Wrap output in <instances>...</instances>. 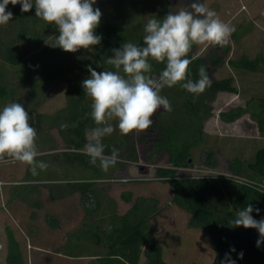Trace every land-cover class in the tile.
<instances>
[{"label":"trees","instance_id":"1","mask_svg":"<svg viewBox=\"0 0 264 264\" xmlns=\"http://www.w3.org/2000/svg\"><path fill=\"white\" fill-rule=\"evenodd\" d=\"M2 2V0H0ZM7 11L13 13L12 20L0 25V110L11 102L22 104L29 116L30 123L39 133L40 121L35 116L36 108L47 93L60 82H65L66 104L53 116H45L42 124L57 130L63 141L65 151L61 154L65 162L77 164L83 171H90L92 177L103 175L99 161L92 165L90 157L82 151L87 143L86 131L95 127L91 118V99L85 94L82 81L90 77L88 66L97 72L113 70L106 60L113 55L112 49H119L125 42L142 45L143 32L131 18L127 23L123 18L113 17L100 20L95 34L102 37L101 43L90 49H80L75 53L65 52L54 47L59 35L54 24H47L35 16V5L29 12H21V4L9 3ZM188 78L199 79L198 70L204 66L212 84L201 94H192L183 88L182 108L189 120L188 142H178L173 129L159 131L158 140L153 143L157 152L165 151L171 167L158 168L156 176L164 178L172 189L171 203L189 214V225L200 229L207 236L214 258L211 264H264V242L257 247L259 233L256 229L235 227L231 221L236 212L251 204L259 208L252 215L256 220L264 219V144L259 147L250 161L238 157L227 160L225 170L232 176L243 180L242 183L230 179L217 181L211 178H181L178 168L191 166L190 149L202 139L203 128L212 116L211 104L220 92L235 93L232 77L214 79L212 69L221 64V60L211 56L201 58L188 57ZM153 76H158L165 67L163 63L151 61ZM233 67L250 71L257 68L258 60L242 57L238 62L228 61ZM252 102V101H251ZM246 103L219 113L221 121L231 123L248 114L256 121L259 133H264V117L252 115ZM260 113H264V104ZM261 116V115H260ZM42 119V118H40ZM62 125H67L63 128ZM105 155L110 156L113 149L118 150L121 161H138L134 133L121 135L115 139L103 138ZM201 162L214 168L218 164L216 152L204 149ZM68 194L78 193L85 213L95 215L99 208L93 180L66 182ZM131 195L127 194L126 201ZM158 214L156 202L139 197L123 214H108L101 222L92 220L86 228L72 234L77 241H83L95 249L91 255L95 264H171L163 259V250L156 240L151 220ZM50 229H56L57 219L45 216ZM7 264H23L17 241L11 232H7ZM243 253V258L240 254ZM143 259V263H141Z\"/></svg>","mask_w":264,"mask_h":264},{"label":"rangeland","instance_id":"2","mask_svg":"<svg viewBox=\"0 0 264 264\" xmlns=\"http://www.w3.org/2000/svg\"><path fill=\"white\" fill-rule=\"evenodd\" d=\"M202 2L214 10L220 20L234 26L235 31L226 46L194 45L189 56H211L221 60V64L212 69V77L217 80L232 77L233 86L240 95H217L211 104L212 116L203 128L202 139L189 151L191 166L178 168L176 175L222 181L229 176L225 170L227 160L241 157L250 161L264 144V133H259L256 121L248 114L242 116L244 119L237 123L238 127H231L234 128L231 132L224 130L223 121L219 118V113L228 107L244 106L250 101L249 112L258 118L264 117V113H260L264 104V75L242 72L240 67L228 64V61L238 62L245 57L258 60L259 69L264 70V0ZM189 3L190 0H96L93 8H99L101 20L112 16L123 18L127 23L133 18L144 33L149 19H162L170 11L185 9ZM66 90L65 82L57 83L34 112L40 121L36 138L37 165L42 161L48 165L47 168L42 170L37 165H27L7 157L0 160V264H7L8 231L18 243L23 264H95L91 257L95 249L82 240H75L72 234L86 228L92 220L101 222L108 214H123L139 197L156 202L158 214L151 220V225L166 262L211 264L214 252L207 236L202 230L190 227L189 214L171 203V186L164 178L156 176L158 168L171 167L167 152H157L153 146L159 131L173 129L180 143L190 139L189 120L182 108L184 93L181 84L165 86L160 92L169 100L172 110L161 108L153 117L150 128L134 132L138 161L129 163L119 159L115 165L103 169V175L99 177H92L90 171H83L76 163L70 165L65 162L61 154L67 151L57 130L42 124L45 116H53L64 108ZM225 98L227 100L224 101ZM243 122L250 130L244 132L240 126ZM110 123L116 130L106 138L117 139L120 136L117 121ZM204 149L216 152V167L202 164ZM82 179L93 180L96 184L99 208L95 215L85 213L78 193H67L66 182ZM127 194L131 195L129 201L125 200ZM48 214L57 219L56 229L47 226L45 216ZM143 261L141 259V263Z\"/></svg>","mask_w":264,"mask_h":264},{"label":"clouds","instance_id":"3","mask_svg":"<svg viewBox=\"0 0 264 264\" xmlns=\"http://www.w3.org/2000/svg\"><path fill=\"white\" fill-rule=\"evenodd\" d=\"M9 3L21 4L24 13L33 8V0H2L0 25L12 20L13 13L6 10ZM95 3L96 0H34L35 16L58 28L59 35L52 46L75 53L101 43L102 37L95 30L102 13L93 8ZM234 31V26L220 20L202 0H190L185 9L170 11L162 19H149L144 26L142 45L125 42L119 49H112L113 55L106 63L115 71L97 72L89 65L90 77L82 81L84 92L92 101L90 115L96 125L86 131L87 143L82 150L90 157L89 162L95 165L99 161L104 170L117 163L118 150L113 149L107 156L102 142L116 130L110 121H117L120 134L127 136L150 128L161 108L170 112L169 100L160 94L165 86L181 84L192 94H201L210 87L212 80L204 66L198 70L199 79L188 78L192 63L189 53L194 45L226 46ZM150 60L165 64L158 76L151 75ZM31 119L18 102L8 103L0 110V160L7 157L37 165V129L31 125ZM37 166L43 170L48 165L41 161ZM253 211L259 214L260 209L247 205L236 212L231 223L256 229L259 247L264 242V219L256 220Z\"/></svg>","mask_w":264,"mask_h":264},{"label":"crops","instance_id":"4","mask_svg":"<svg viewBox=\"0 0 264 264\" xmlns=\"http://www.w3.org/2000/svg\"><path fill=\"white\" fill-rule=\"evenodd\" d=\"M241 69V71L242 72H248V73H251V74H255V73H261L262 75H264V70H260L259 69V67H258V65H257V68L254 70V71H250V70H247V69H243V68H240ZM253 77V76H252ZM258 79V78H257ZM256 79V80H257ZM264 79V78H263ZM251 80H253V81H255V78H251ZM259 80V79H258ZM253 86V85H252ZM253 88V87H252ZM221 93H227V92H220V93H218V94H221ZM217 94V95H218ZM235 95L237 94V95H240V93L239 92H237V89H236V92L234 93ZM260 96L262 95L263 96V94H259ZM225 100H227L226 98L224 99V101ZM249 101V100H248ZM251 102V101H250ZM251 104V103H250ZM238 107H241V108H244L245 107V104H244V106H241V105H236V106H233V107H228V109L227 110H223L222 111V113H224V112H227V111H229V110H231V109H234V108H238ZM242 119H244L243 117H241V118H239L238 120H236V121H234V122H231V123H226V122H222L223 124H224V130H226V131H228V132H231V129H233L234 130V128H231L232 126L233 127H238V126H236L237 125V123H239V121L241 120V121H243ZM240 126H242L243 127V130H244V132L246 131V130H250V127H248V126H245V124H244V122H243V124H241ZM242 130V131H243ZM243 134V133H242ZM241 137H244V136H241ZM239 158V157H238ZM241 158V157H240ZM242 159V158H241ZM98 182L100 183V182H102V180H98Z\"/></svg>","mask_w":264,"mask_h":264},{"label":"built area","instance_id":"5","mask_svg":"<svg viewBox=\"0 0 264 264\" xmlns=\"http://www.w3.org/2000/svg\"><path fill=\"white\" fill-rule=\"evenodd\" d=\"M226 179H230V180H233V181H235V182H239V183H242V182H243V180H241V179H239V178H237V177H234V176H232V175H230V174H229L228 178H226ZM261 187H262V189H264V185L261 186Z\"/></svg>","mask_w":264,"mask_h":264},{"label":"flooded vegetation","instance_id":"6","mask_svg":"<svg viewBox=\"0 0 264 264\" xmlns=\"http://www.w3.org/2000/svg\"><path fill=\"white\" fill-rule=\"evenodd\" d=\"M158 140V138L155 139V141Z\"/></svg>","mask_w":264,"mask_h":264}]
</instances>
